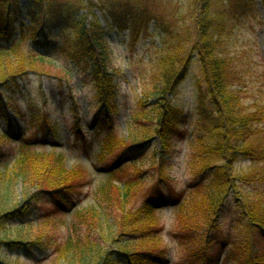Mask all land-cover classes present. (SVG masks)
I'll use <instances>...</instances> for the list:
<instances>
[{
    "label": "trees",
    "instance_id": "16d2710c",
    "mask_svg": "<svg viewBox=\"0 0 264 264\" xmlns=\"http://www.w3.org/2000/svg\"><path fill=\"white\" fill-rule=\"evenodd\" d=\"M94 1L29 0L25 12L31 27L27 32L18 33L16 25L24 24L21 18L22 0H0V64L4 65L2 68L5 75L0 84V97L3 90H12L20 80L30 75L53 77L47 75L44 69L47 66L46 62L53 55L62 53L66 59L76 63L84 78H87L89 73L94 84V104L97 113L91 125L95 127L99 136L106 135L102 138L100 154L113 156L118 153L122 161L130 150H134V163L138 164L146 159L148 150L144 151L145 146L152 138L158 136L163 153H167L175 146L177 139L182 137V133L184 134L181 126L189 118L180 110L173 109L167 101V96L169 93L177 92L181 82L186 80L188 71L195 62L193 60L198 58L205 76L203 80L209 85L212 98L208 103L204 99L205 94L197 97V121L194 124L198 128V133L191 143L205 144L207 140H211L215 146L208 152L200 149L192 151L193 155L188 165L190 178L186 185L187 197L193 195L189 200L190 204L196 199L197 202L189 209L187 217H178V232L174 233L173 238L186 250V259L190 264H200L194 259L197 256L206 262L202 264L217 263L212 258L214 252L221 245H226L230 238L233 241L231 248L237 244L243 247L242 252H230L231 261L237 264H251L253 257L257 263L264 264L263 249L258 247L260 242H264V148L253 147L248 142L253 127L261 121V110L256 109L257 112L252 114H244L241 111L235 89L243 81V71L236 70L237 55L228 47L232 27L245 22L254 14V0H192L190 9L194 32L189 35L188 40L175 42V45L161 56L155 67L157 75L155 77L154 74V81L151 83L153 89L150 95L154 101L150 105V111L133 114L134 119L141 123L149 121L150 125L146 127L143 139H139L140 134L133 132L130 142L117 138L119 135L116 130L117 107L116 104L113 105L114 102L112 104L111 98L115 90L114 80L108 76V64L113 54L112 45L108 40L110 34L101 27L96 17L93 16L90 28H87L85 24L89 21L88 17L82 16L79 19L76 15L87 9L83 3L90 6L87 11L92 13V9L96 7ZM109 15L114 25L119 29H126L123 27L124 18L120 12L114 13V10H111ZM127 27L132 28L133 32H139L131 23H128ZM28 38L33 41L25 48ZM187 43L189 44L186 47ZM43 51H49L53 55ZM142 104L144 103L140 102L141 106ZM8 108H11L8 102L3 103L0 98V113L3 119L1 125L15 136L22 135L23 132L18 130L15 120L8 116L6 112ZM37 121L42 129H45V125H52L51 131L56 135V125L52 123L48 114H42ZM13 142L16 141L1 130L0 155L4 154L2 149L5 144ZM33 148L35 145L25 144L21 147L23 152ZM157 154L158 151L153 153L151 159L153 165L157 160ZM240 161L250 163V168L238 169ZM18 164L7 182L1 185L0 201L8 194V185L13 181L23 182L27 190L41 188L40 192L51 195V199L57 201L54 211L56 215L65 207L62 206V201L66 200L65 203H68L75 197L70 191L73 180L69 177L70 172L65 169L63 154H56L52 158L49 156L41 158L39 155L30 158L25 154ZM121 165L122 163L108 166L107 177L113 180L114 175L130 166L120 167ZM157 176V182H154L152 187L145 188V198L142 201L138 198L133 199L137 192L134 189V182L124 183V189L116 184L111 185V190H117L122 196L123 207L115 206V194L114 200L111 199V195L107 196V201L100 200L103 204L101 210L105 215L107 211H113L110 213L115 222L109 227L111 231L107 239L118 248L116 258H111L110 252L101 255L97 242L104 240L101 235L104 215L97 212V207L81 212V219L85 221L88 230L100 236L88 235L93 242L83 240L77 244L75 243L77 241L73 242L71 237L68 238L66 245L71 246L74 243V254L77 252L81 254L80 264H87L93 260V264L120 262L166 264L165 256L156 254L158 248L155 247V242L163 232L158 223L157 212L178 199L174 191L162 188L165 174L161 167L158 168ZM112 180L108 179L107 185L112 184L114 181ZM142 191L143 189L141 193ZM129 199H133L130 208L124 207V203ZM187 201L185 198L181 205L180 202L177 203L176 206H180L181 212L187 208L189 203ZM1 205V247L18 253L23 249L29 252L30 246L34 244L43 245L38 243L40 240H33L22 231L16 234L15 239L10 238L8 226L28 222L31 213H25L21 206L8 212L3 210ZM26 206L30 209V203ZM114 226L117 229L116 233ZM123 236L130 239L131 244L147 245L150 248L126 251L128 244L118 242ZM77 257H73L76 264ZM66 258L68 260V257ZM0 264L6 263L0 259Z\"/></svg>",
    "mask_w": 264,
    "mask_h": 264
},
{
    "label": "rangeland",
    "instance_id": "374dc122",
    "mask_svg": "<svg viewBox=\"0 0 264 264\" xmlns=\"http://www.w3.org/2000/svg\"><path fill=\"white\" fill-rule=\"evenodd\" d=\"M191 2L192 0H95L96 7L92 9V13L87 11L90 6L83 3L87 9L76 14L79 19L82 16L88 17L89 21L85 24L87 28H90L89 24L96 17L101 27L110 35L112 34L108 37L113 49L108 64V76L113 77L115 81L113 84L115 90L111 98L112 104L114 102L113 105L116 104L115 107H117L116 130L120 141L125 139L126 142H130L133 132L140 134L139 139H143V133L150 125L149 121L141 123L134 119V115L150 111V105L154 101L153 96L150 95L153 89L151 83L154 81V74L155 77L157 75L155 67L161 56L168 51V48L175 45V42L188 40L189 35L194 32ZM28 3V0H22L21 7L25 14ZM253 6L254 14L249 16L245 22L232 27L228 47L237 55L236 70L243 71V81L235 89L241 111L244 114H252L257 112L256 109L261 110V121L253 127L248 142L253 147L262 146L264 148V0H254ZM111 10L122 14L123 24H125L123 27L127 28L128 23H131L139 32L124 33L122 29L114 27L113 19L109 15ZM21 18L22 21L29 20L27 15ZM18 26L16 28L19 31L27 32L31 23L26 22V29ZM32 41L28 38L25 48H28ZM131 41L137 42L133 50L128 46ZM62 56V53H57L46 62L47 66L44 69L47 75L53 77L42 78L31 75L12 90H4L3 99L11 107L8 108L9 116L16 120L17 125L23 133L26 132V135L21 138L23 142L7 143L2 149L4 154L0 155V188L17 169L18 163L25 154L30 158H34L35 155L41 158L46 156L52 158L60 153L65 156L64 166L73 180L70 191L75 197L68 203H65L66 200L62 201L61 204L65 207L62 208L60 214L56 215L54 211L57 201L52 200L51 195L40 192L41 188L27 190L26 185L21 181H13L9 185L7 183L9 192L0 201L3 210L9 212L21 206L25 213H32L28 222L13 223L8 226L10 238L15 239L16 234L22 231L33 240H40L38 243L43 245L30 246L32 254H17L0 246V259L6 264H69L74 263L73 257L78 256L77 262L80 264L81 254L79 252L74 254V243L71 246L66 244L69 237L73 242L77 241L75 242L77 244L83 240L93 242L88 235L100 236L91 233L85 221L81 219V212L84 210L86 212L92 207H97V212L105 217L101 234L104 240L103 242L97 241L101 255L110 252L112 255L115 254L110 257L116 258L118 248L107 239L111 231L109 227L115 222L110 213L113 211H107L105 215L101 210L103 204L100 200L106 199L107 201L108 195H111V199L114 200L115 194V206L123 207L122 196L117 190H111V185L116 184L124 189V183L134 182V189L137 192L133 199L138 198L142 201L145 198V188H150L154 182H157L159 176V174L157 176V171L161 167L165 174L162 188L166 191H174L177 195L178 200L172 204L177 205L180 202L181 205L185 198L189 203L182 212L180 206L176 208L171 205H165L164 209L157 212L158 223L163 232L155 242V247L158 248L156 254L165 256L166 264H190L186 259V250L173 238V235L178 232V217H187L189 209L197 202L196 199L190 204L189 200L193 195L190 198L187 197L188 186L186 185L190 178L188 165L193 155L192 151L200 149L208 152L215 146L211 140H207L205 144L191 143L198 133V128L194 124L197 121V97L202 93L205 94L204 99L208 103L212 98L209 85L203 80L205 76L201 71L198 58L193 60L195 62L188 71V81L178 88L177 95L173 96L169 93L167 96L168 103L175 109H177L175 106L178 110L182 109V112L187 114L184 116L189 118L181 126L184 134L182 133V137L177 139L175 146L167 153H163L158 136L152 138L151 142L145 146L144 151L148 150L146 159L135 164L134 150H130L122 161L118 159L120 157L118 153L113 156L100 154L102 138L106 135L99 136L95 127L91 125L97 113L94 104V84L91 82L89 73L87 78H84L81 75L83 72L76 67V63ZM2 66L4 65L0 64V84L5 77ZM8 98L12 100L9 101ZM140 102L144 104L141 106ZM42 114L50 116L52 123L56 125V135L54 131H51L52 125H45V129L39 127L37 120ZM2 122L3 120L0 119V126ZM36 137L38 140L32 141ZM24 143H31L35 145V148L23 152L21 147ZM155 151H158V154L155 165H153L151 159ZM116 162L130 166L114 175L113 181L112 178L107 177L105 170L110 164ZM250 166V163L240 161L237 168L248 170ZM108 179L113 181L112 184L107 185ZM141 189H143L142 193ZM133 199L125 202L124 207L130 208ZM27 203H30V209L26 206ZM103 208L105 209V206ZM227 223L229 224L228 220ZM116 231L114 226V232ZM130 241L125 236L118 239L119 243L128 244L126 249L122 247L126 251L150 248L147 245L131 244ZM232 242L230 238L226 245H221L214 252V257H211L217 261L215 264H237L229 259L230 252H242L243 247L237 244L231 248ZM258 247L264 252V242H260ZM69 256L72 257L69 258ZM194 259L200 264L206 263L201 257L197 256ZM93 263L94 260L87 264ZM251 264L260 263L254 261L252 257Z\"/></svg>",
    "mask_w": 264,
    "mask_h": 264
},
{
    "label": "bare ground",
    "instance_id": "6f19581e",
    "mask_svg": "<svg viewBox=\"0 0 264 264\" xmlns=\"http://www.w3.org/2000/svg\"><path fill=\"white\" fill-rule=\"evenodd\" d=\"M26 22L28 23V20H24V25H23V28L26 27Z\"/></svg>",
    "mask_w": 264,
    "mask_h": 264
}]
</instances>
